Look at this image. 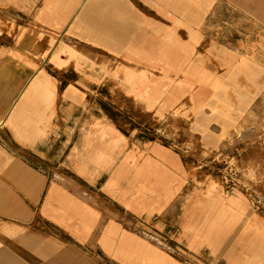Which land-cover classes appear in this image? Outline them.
Segmentation results:
<instances>
[{
  "label": "crops",
  "instance_id": "0c3cea01",
  "mask_svg": "<svg viewBox=\"0 0 264 264\" xmlns=\"http://www.w3.org/2000/svg\"><path fill=\"white\" fill-rule=\"evenodd\" d=\"M0 7L39 13L20 39L0 41V124L30 132L29 121L20 118L33 107L34 130H42L35 116L41 100L32 104L27 90L46 71L42 54L55 57L63 31L81 46L86 71L98 77L99 113L113 93L120 112L108 118L123 135L142 117L155 124L160 112L161 123L177 115L193 133L227 139L257 114L264 93V0H0ZM104 71L119 72V82L107 83ZM43 86L53 96L45 81L35 85L34 96ZM54 104L51 98L46 127ZM86 134L76 139H90ZM65 139L72 145L74 133ZM0 141V264H183L170 251L185 247L207 248L211 264H264V221L250 203L207 197L201 186L185 195L181 165L166 150H149L145 169L121 166L131 172L125 199L131 210L137 209L132 188L145 174L149 215L140 228L154 238L146 242L137 235L138 215L122 211V169L109 171L102 195L77 194L69 189L75 180L50 181L47 170Z\"/></svg>",
  "mask_w": 264,
  "mask_h": 264
},
{
  "label": "rangeland",
  "instance_id": "374dc122",
  "mask_svg": "<svg viewBox=\"0 0 264 264\" xmlns=\"http://www.w3.org/2000/svg\"><path fill=\"white\" fill-rule=\"evenodd\" d=\"M37 14L39 13L36 9L26 14L0 7V41L11 44L20 39L34 27ZM41 31L44 34L49 29L42 28ZM58 34L61 35V42L55 48V57L51 59L49 54H42V65L46 69L44 72L55 82L54 94L52 96L47 86H43L41 94L38 92L34 96L32 93L29 97L32 104L34 99L41 100L42 106L37 107L35 116H41L42 130H34L33 107L29 109L32 113L20 118V121H29L26 126H30V132L0 124V136L11 152L24 154L22 157L26 162L29 161L36 168L41 166L43 171L47 170L51 176L50 181L52 178L59 179L62 176L75 180L78 185L73 187L70 185L69 189L77 194H82L86 190L93 195H102L101 186L109 176V171L122 169L120 172L122 192L125 195V198L121 199L124 203L121 204L124 208L122 211H127L128 216H131L130 211L138 215L137 235L146 242L154 238H149L144 229L140 228L146 225L149 215L145 208L147 195L145 174L137 176L136 186L132 188L137 191V209L131 210L128 200L126 203L125 199L129 198L131 181L128 166H134L133 169L142 167L145 169L146 163L149 162V150L153 147L166 150L178 158L182 169L178 181L181 185L186 181L189 186V188L185 186V189L187 188L185 195L191 192L193 187L201 186L208 193L207 197L211 193L226 196L227 199L237 196L246 203L248 201L250 211L264 221V93L255 104L257 112L255 117L239 126L227 139H208V135L193 133L190 128L187 129L188 126L179 124L181 120L177 115L173 116L170 124L161 123L163 116L160 112L156 116L160 123L156 120L155 124L150 123L149 119L142 117L137 119L135 129L123 135L108 118V116L113 118L120 112L113 93L107 92L105 108L107 116L99 113L96 91L98 77L86 71L89 65L82 58L81 46L71 41L65 31ZM0 48L1 52H5L2 50L4 48L1 46ZM90 65L94 69V64ZM1 68L3 62L0 60V70ZM104 73L107 83L115 85L119 82L121 77L119 72ZM86 91H89L88 97ZM137 97L138 103L145 101L143 97L139 95ZM51 98L55 101V108L51 114L50 124L46 127L45 123L50 116L47 104ZM99 114L106 117L99 120ZM102 121L105 122L101 123ZM81 132L87 133L85 136L90 139H76ZM71 133L75 135L72 145L65 139V136ZM78 144L79 149H75ZM177 152L183 157L186 168L176 155ZM123 165L128 166L121 168ZM50 170L52 172L49 173ZM54 170L61 175L54 176L57 174L53 172ZM209 202L210 197L207 204ZM80 246L82 248L83 245ZM170 252L179 257L183 264H211V253L207 248L198 252L185 247L182 251Z\"/></svg>",
  "mask_w": 264,
  "mask_h": 264
},
{
  "label": "bare ground",
  "instance_id": "6f19581e",
  "mask_svg": "<svg viewBox=\"0 0 264 264\" xmlns=\"http://www.w3.org/2000/svg\"><path fill=\"white\" fill-rule=\"evenodd\" d=\"M43 81L49 83L55 89V82H54V80L52 78H50L45 72H43V74L41 75V77L38 78L37 80H34L32 82V84L29 86V88L27 90L26 98L27 97H30V95L33 93L35 85L36 84H39V83H43Z\"/></svg>",
  "mask_w": 264,
  "mask_h": 264
}]
</instances>
